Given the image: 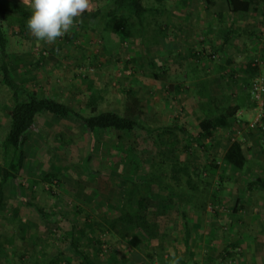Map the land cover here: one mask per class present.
Here are the masks:
<instances>
[{
    "label": "rangeland",
    "instance_id": "1",
    "mask_svg": "<svg viewBox=\"0 0 264 264\" xmlns=\"http://www.w3.org/2000/svg\"><path fill=\"white\" fill-rule=\"evenodd\" d=\"M215 1L209 7L201 0H144L150 9L144 30L122 15L104 25L73 23L51 43L37 40L12 16L6 27L11 72L40 98L88 115L79 92L94 87L104 98L100 110L121 113L133 97L137 119L150 127L178 123L194 138L199 123L216 111L228 105L241 111L201 143L170 133L160 143L140 129L91 133L73 117L40 116L25 138L21 175L7 185V207L0 209V264H51L59 254L61 264H80L72 223L79 249L94 264H264V192L247 190L250 181L264 179V6L231 17L224 0ZM111 4L89 0L95 9ZM143 57L166 67L161 80ZM257 79L263 81L262 103L252 96ZM11 107L0 80V169L13 162V152L2 148ZM153 161L166 162L168 173L174 163L200 171L190 173L192 181L182 175L170 183L173 193L155 189L148 197L158 236L118 225L89 229L77 207L100 224L117 217L128 181L146 180ZM48 173L59 175L60 183H40ZM182 212L188 213L187 228Z\"/></svg>",
    "mask_w": 264,
    "mask_h": 264
},
{
    "label": "trees",
    "instance_id": "2",
    "mask_svg": "<svg viewBox=\"0 0 264 264\" xmlns=\"http://www.w3.org/2000/svg\"><path fill=\"white\" fill-rule=\"evenodd\" d=\"M155 1L161 3L164 0ZM201 1L209 7H213L216 4L215 0ZM224 2L231 17L236 14H248L252 8L259 4H263L264 6V0H224ZM149 13L150 9L145 6L144 0H112L111 6L106 9H95L89 5L84 13L74 18V23L82 27L87 26L90 21L96 20L99 25H104L110 19L128 15L136 19L139 26L144 30ZM13 15L19 16L21 25L25 26L31 15V9L18 0H0V80L1 84L9 90L12 99V107L8 114V130L2 141V148L6 155L9 152H13L12 167L8 168L5 166L0 169V209L7 207V185L12 180H17L21 175L24 163L23 145L25 138L30 131L35 129L38 118L44 114H50L61 119L73 117L82 123L84 128L91 133L97 130H115L131 133L135 129H140L157 137L160 143H165V139L163 138L165 133L172 135L182 134L189 140L201 143L202 139L210 136L214 130L227 127L230 119L234 118L241 111L239 105H228L220 110V112L216 111L213 114L215 117H208L199 123L201 133H199L197 138H194L188 134L185 126L178 123L165 127H150L145 122L137 119L135 116L139 107V100L133 97L128 99L124 111L121 113L116 110H100L99 106L104 98L94 87L89 91L79 92L81 102L89 109L88 115L72 109L66 103L57 99L50 97L40 98L36 91L28 90L19 83L10 69L8 62L9 39L6 27L10 25ZM231 21L230 28L232 29L234 23L233 20ZM227 43L228 38H225L224 44ZM144 63L151 70L156 80H161L162 75L166 73V67L157 60L145 57ZM85 93L88 95L87 100L84 98ZM165 164L167 163H156L153 161L151 164L152 169L146 180L128 181L119 215L112 220L104 217L102 219L103 223L100 224L97 219L93 220L90 213L85 211V209L77 207L80 213H86V226L91 230L99 229L101 225H104L105 229H111L117 225L124 226L128 229L133 228L138 234L142 233L149 239L156 238L159 233V224L153 221L150 216V211L147 207L148 197L155 189H166L173 193L170 183L178 182L182 175H187L190 181L193 180L190 173H194L195 176L200 175V171L198 172L194 169L190 171L185 166H177V163L171 166L170 173H168L162 166ZM235 168H237V165H235ZM39 182L50 185L55 182L60 183V178L55 173H48L42 176ZM28 183L29 186H32L35 182L31 180ZM247 190L249 192L255 190L264 192V179L258 178L250 181L247 185ZM28 204L35 207L44 219H47L44 209L40 208L36 203L29 202ZM15 213L17 214V212ZM181 217L184 221V226L187 228V213L182 212ZM71 228V236L73 237L72 248L81 256L82 262L80 264H94L89 255L79 249L78 240H76L79 229L76 223H72ZM135 238L138 241L142 240L139 236H135ZM97 241L100 243V240ZM62 262L61 254L56 255L50 261L51 264H61Z\"/></svg>",
    "mask_w": 264,
    "mask_h": 264
},
{
    "label": "clouds",
    "instance_id": "3",
    "mask_svg": "<svg viewBox=\"0 0 264 264\" xmlns=\"http://www.w3.org/2000/svg\"><path fill=\"white\" fill-rule=\"evenodd\" d=\"M31 9L27 28L37 39L54 42L89 7V0H23Z\"/></svg>",
    "mask_w": 264,
    "mask_h": 264
},
{
    "label": "built area",
    "instance_id": "4",
    "mask_svg": "<svg viewBox=\"0 0 264 264\" xmlns=\"http://www.w3.org/2000/svg\"><path fill=\"white\" fill-rule=\"evenodd\" d=\"M261 79H257L252 85V96L258 103H262V84Z\"/></svg>",
    "mask_w": 264,
    "mask_h": 264
},
{
    "label": "crops",
    "instance_id": "5",
    "mask_svg": "<svg viewBox=\"0 0 264 264\" xmlns=\"http://www.w3.org/2000/svg\"><path fill=\"white\" fill-rule=\"evenodd\" d=\"M187 213V212H186ZM188 214V213H187Z\"/></svg>",
    "mask_w": 264,
    "mask_h": 264
}]
</instances>
